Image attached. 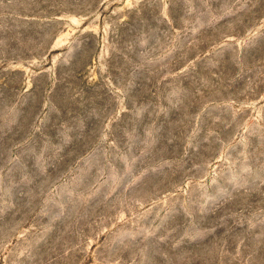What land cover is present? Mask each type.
I'll list each match as a JSON object with an SVG mask.
<instances>
[{"label": "rangeland", "instance_id": "1", "mask_svg": "<svg viewBox=\"0 0 264 264\" xmlns=\"http://www.w3.org/2000/svg\"><path fill=\"white\" fill-rule=\"evenodd\" d=\"M0 264H264V0H0Z\"/></svg>", "mask_w": 264, "mask_h": 264}]
</instances>
